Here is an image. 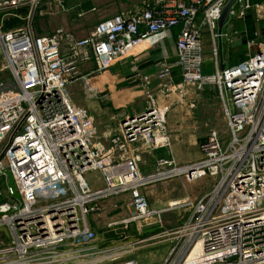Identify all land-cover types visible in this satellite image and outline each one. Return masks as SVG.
<instances>
[{
	"label": "built area",
	"instance_id": "2783aa9c",
	"mask_svg": "<svg viewBox=\"0 0 264 264\" xmlns=\"http://www.w3.org/2000/svg\"><path fill=\"white\" fill-rule=\"evenodd\" d=\"M228 1L144 0L75 39L63 29L34 34L30 17L39 0H0V12L31 9L24 28L0 29L4 70L14 84L0 93V177L11 174L19 198L11 197L6 183L9 198L0 202V228L9 231L11 240L0 248V264H136L128 255L162 237L170 241L162 264H264V29L219 34L218 21ZM248 15L257 23L264 21V1L234 0L224 26L231 20L245 23ZM177 26L181 83L173 88L179 91L178 102H183L186 86L195 92L211 87L222 103L229 138L223 141L210 131L199 144L197 161L177 165L173 159H160L156 171L145 175L142 155L171 150L167 109L156 105L146 90L148 108L122 114L119 133L104 146L93 141L92 118L72 105L66 91L81 77V64L93 62L95 72L107 71L142 49L161 46ZM204 31L212 39L214 59L216 39L244 46L245 59L203 74ZM161 67L159 77L169 79V66ZM148 84L145 79L143 87ZM91 173L101 185L87 179ZM204 177L212 179V188L195 200L172 204L169 208L190 214L165 232L102 246L92 229L89 217L100 213L102 203L128 196L132 216L106 227L127 240L131 222L160 213L149 209L141 193L146 186Z\"/></svg>",
	"mask_w": 264,
	"mask_h": 264
},
{
	"label": "crops",
	"instance_id": "0c3cea01",
	"mask_svg": "<svg viewBox=\"0 0 264 264\" xmlns=\"http://www.w3.org/2000/svg\"><path fill=\"white\" fill-rule=\"evenodd\" d=\"M45 1L48 0H43V2ZM143 1L144 0H63L62 4L64 8L67 9V7H74L84 14L82 17H78V15H76V17L72 16V18L69 19L65 18L61 26L70 27L68 31H70L73 37L75 39H82L86 37L91 28H93L99 22L109 19L120 13L131 11L134 8L142 5ZM28 12L30 13L31 9H27V7H21L20 9L11 11L10 13L1 11L0 29L6 27L5 29L9 31L15 28H24L27 25L26 15ZM250 17L252 16L248 15L247 18L250 19ZM12 20L14 23L18 22V25L10 26L12 25L10 24L13 22ZM40 24H44V28H40ZM52 24L53 23L50 16H44L42 12L39 13L37 9L32 11V15L30 17V26L36 36L51 35L53 33ZM7 26H10V28H7ZM179 30V26L173 28L161 46L154 47L150 50L142 49L137 53L134 59H122L115 63L107 71L99 73L95 72V65L93 62H87L79 66L81 77L76 82L68 86V91L77 103V98L83 97L84 102H81V104L84 110L93 120L95 133H105L102 137L106 141L105 143L101 142L104 144V146L109 145L110 138L113 137V133H116L118 124L120 122V116L122 114H139L148 108L149 104L146 100V90L149 91V94L153 97L156 105L165 107L166 109H171L170 111L168 110L169 115H167V122L169 121L168 123H170V112L173 110V108H175L173 105L176 106L179 99V91L173 87H176L181 83V74L179 67L176 65L175 59V40ZM245 30L250 32V25L248 24L247 19L245 23L239 20H231L229 25L223 26L222 33L231 35L234 32L243 33ZM205 33L208 35L210 43L213 45L210 34L207 31H205ZM215 44L218 49L217 59H214L212 66H207L204 63L205 61L203 62V74H211L216 69H221V66L224 68L238 64L240 53H244V46L241 48L238 46H233L225 39H216ZM235 49H237L236 53L234 52ZM231 53L236 55L239 53V55H237L238 59L234 58L235 63L233 64L230 62L232 59L230 56ZM162 64L169 66V79H167L168 77H159V74L163 72L161 67ZM145 79H147V82L149 83L146 88L143 87ZM190 90L191 87L189 86L185 88V96L183 99H186L187 96H189V98H194L196 104L191 103L190 105L193 107H189V109L194 110V114H191V118H196L195 113L196 115L199 114L198 110H195L196 107L202 105L206 108H209V103L211 102L214 103L213 105H218L223 117L222 103L217 98L211 87H205L203 91L198 92V94L196 93L193 96L190 95ZM167 95L168 97H165ZM180 108L182 107L180 106ZM217 124L218 127H222L220 123ZM187 128L191 132H196V126H194V124H190V126ZM168 129L170 131L169 124ZM201 130L206 129L201 128ZM186 134L193 136L190 138V140L183 141L179 144L172 141V148L170 152L166 149H158L151 155H142V160L140 163L142 173L146 175L154 171L146 172L143 170L142 165L149 163L150 167L146 168L152 170L156 168L155 164L160 159H173L177 165H187L192 163V161L195 162L193 159H191V156L182 157V154H190V150L188 151L189 147H196L197 144L199 147V144L204 141V139H202L204 135L203 133H195V135L194 133ZM192 154L194 153L192 152ZM144 192L145 189L141 191L142 194ZM162 196V198H164V195ZM172 197L173 196H171V200H169L170 203L174 202ZM170 206L171 205H167L165 208L162 207L158 210H152L156 212L160 211V213L157 214L160 220V228H163L164 231L177 225V221L179 222V217L181 216V212L179 211L180 209H171L169 208ZM91 226L94 230L95 227L92 218ZM150 233L151 232L145 236V239L153 235V233ZM128 242H135V239ZM151 246H163L164 249L161 250L162 254L154 261V264H162L163 259L166 257L170 247L169 240L151 244L145 243L138 247L134 252L130 253L128 258L134 260L136 264H141V255L139 252L144 248Z\"/></svg>",
	"mask_w": 264,
	"mask_h": 264
},
{
	"label": "rangeland",
	"instance_id": "374dc122",
	"mask_svg": "<svg viewBox=\"0 0 264 264\" xmlns=\"http://www.w3.org/2000/svg\"><path fill=\"white\" fill-rule=\"evenodd\" d=\"M257 1L260 2L261 0H257ZM62 2L63 0H60L59 3L54 2V0H48L45 2H43V0H39L37 6L34 8V10L37 9L39 13L42 12L44 16L51 17L52 23H53L52 24L53 33L58 29H63L67 32H70L68 31L70 27L61 26L65 18L69 19V18H72V16L76 17V15H78V17H82L84 14L83 12L79 11L78 9L74 7H67V9L64 8ZM25 7H27V9H30L28 6H25ZM254 20L252 19V17H250V19L249 18L247 19V22L250 25V33L253 31L256 33L257 32L261 33V31H263L264 29V21L257 23ZM10 24H12L10 26H16L18 25V22L14 23L13 21ZM43 25L44 24H40L39 25L40 28H44ZM10 26H7V28H10ZM45 27L48 28L47 26ZM5 28L6 27L1 28V31L6 32L7 29ZM202 41H203L202 42L203 43V47H202L203 48V61H205L204 63L207 66H212L214 62V57L212 56L211 48L213 47V45L210 43L209 37L205 33V31H204V36H203ZM236 50L237 49L234 50L235 53H236ZM237 55H239V53ZM237 55L236 54L233 55L235 59H238ZM4 66H5L4 59L0 52V93L8 91V90H12L14 88V84L10 78V75L8 74L7 71L4 70ZM66 93L69 96L70 101L74 107H77L79 109H84L81 104V102H84L83 97L82 98L79 96H78L79 98L76 97L78 100V103H77L73 99L72 95H70L68 88H67ZM196 93L198 94V92H195V90L191 88L190 95L193 96ZM165 97H168V95ZM191 103L196 104L194 101V98L192 97L189 98V96H187L186 99H183L182 103L177 102L176 106L173 105V107L175 108H173V110L170 112L171 113L170 123H168L169 121L167 122V115H169L168 110L170 111L171 109L170 108L167 109V112L165 114L166 129H167V132H169L167 133V135L169 136V139H170L171 148H172V141L179 144V143H182L183 141L190 140V138L193 135L190 136V135H187L186 133H194V135L195 133L197 134L203 133L204 137L206 138L210 131H217L218 134L222 136L223 141H227L229 136H228L227 130L225 129V125H224L225 122L221 115V111L218 108V105H213L214 103L211 102L209 103V108H206L205 106H202V105L198 106L196 107L195 110H198L199 114L196 115L195 113L196 118H191L192 117L191 114H194V110L189 109V107L192 108L190 105ZM180 106L182 108H180ZM217 123H220L222 127H218ZM168 124L170 127V131L168 129ZM190 124H194V126H196V132H191L187 128L190 126ZM201 128H204L206 130H201ZM118 133H119V124L117 127V131L116 133H113L114 134L113 136L115 137L116 134ZM103 134L105 133H93V136H94L93 141L99 142V143L101 142L105 143L106 140L102 137ZM204 137L202 139H205ZM189 150L191 153L190 154L183 153L182 157L191 156L192 157L191 159H193L194 161L200 158V151H199L198 144L196 147H193V148L189 147L188 151ZM192 152L194 154H192ZM146 167H150L149 163L142 165L143 170L146 172L153 171V170L155 171V169L157 168V164H155L156 168L152 170ZM140 170L142 172L141 166H140ZM87 179L93 182L94 184L93 186L100 185L101 181L93 173L89 174L87 176ZM212 185H213L212 179L206 178V177L198 181L192 182V183L186 182L182 178H176L173 180H165V181L157 182L154 184H150L144 188L145 192L142 195L146 199L150 210H158L159 208H162V207L165 208V206L167 205L182 203L188 199L195 200L199 198L200 196L209 192V190L212 188ZM0 191L3 193V196L0 197V202L7 200L9 197L6 193V179L3 177H0ZM162 195H164V198H162L163 197ZM171 196H173L172 197L174 201V202L172 201L173 203H170L169 201L171 200ZM163 200H167V201H163ZM128 201H129L128 196H122V197L112 198L110 200H107L101 204V211L99 214L89 217L90 221H91V218L93 219L94 227H95L94 231L96 232L100 243L103 244L102 246H117L125 242L132 241L134 239L135 241L142 240V239H145V236H147L149 232H151L150 234L152 233L157 234V233L165 232L163 228L162 229L160 228V220L158 216L146 218L144 222L142 220H136L135 222H131L128 226L129 230L127 233L128 234L127 240L118 238L117 236H114L113 233L109 232V230L106 228L108 223L112 221H120V220H123V218L124 219L130 218L132 216L134 209L132 206L131 207L129 206ZM179 211L181 212V216L179 217L180 219H179V222L177 221V224H180L183 221H185L189 217V214H190L189 210H185L184 208L180 209ZM166 239H167L166 237H162L161 241H165ZM10 240H11V237H10L9 231L4 227L0 228V248L6 246ZM151 243H157V241L155 242L150 241L147 244H151ZM162 249H164L163 246H151V247L144 248L142 251L139 252V254L141 255V258H140L142 262L141 264H154L155 259L162 254V251H161Z\"/></svg>",
	"mask_w": 264,
	"mask_h": 264
},
{
	"label": "water",
	"instance_id": "95a60500",
	"mask_svg": "<svg viewBox=\"0 0 264 264\" xmlns=\"http://www.w3.org/2000/svg\"><path fill=\"white\" fill-rule=\"evenodd\" d=\"M234 0H229L228 3L226 4V6L224 7V9L221 12L219 21H218V33L221 34L223 26L225 24V21L227 20L228 17V13L230 10L231 5L233 4ZM223 69V66H221V70ZM6 183H7V187L10 189L11 191V197L14 200H18V195L15 191L14 185H13V180H12V176L10 173H6Z\"/></svg>",
	"mask_w": 264,
	"mask_h": 264
},
{
	"label": "trees",
	"instance_id": "16d2710c",
	"mask_svg": "<svg viewBox=\"0 0 264 264\" xmlns=\"http://www.w3.org/2000/svg\"><path fill=\"white\" fill-rule=\"evenodd\" d=\"M239 48H241V47H239ZM233 55H234V53H231V54H230V56H231V58H232V59L230 60L231 64L235 63V59H233V58H235V57H232ZM239 57H240V58H239V62H241L242 60H244V59H245L244 53L241 52Z\"/></svg>",
	"mask_w": 264,
	"mask_h": 264
},
{
	"label": "bare ground",
	"instance_id": "6f19581e",
	"mask_svg": "<svg viewBox=\"0 0 264 264\" xmlns=\"http://www.w3.org/2000/svg\"><path fill=\"white\" fill-rule=\"evenodd\" d=\"M196 253H197V251H196V249H194L193 254L191 255V257H193L194 255H196Z\"/></svg>",
	"mask_w": 264,
	"mask_h": 264
}]
</instances>
